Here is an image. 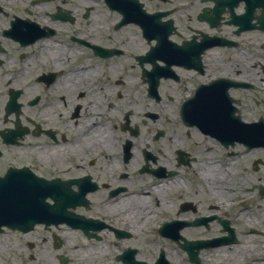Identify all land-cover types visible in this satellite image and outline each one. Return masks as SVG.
<instances>
[{
	"label": "flooded vegetation",
	"instance_id": "af4514ba",
	"mask_svg": "<svg viewBox=\"0 0 264 264\" xmlns=\"http://www.w3.org/2000/svg\"><path fill=\"white\" fill-rule=\"evenodd\" d=\"M38 191L0 264H264V0H0V195Z\"/></svg>",
	"mask_w": 264,
	"mask_h": 264
},
{
	"label": "rangeland",
	"instance_id": "374dc122",
	"mask_svg": "<svg viewBox=\"0 0 264 264\" xmlns=\"http://www.w3.org/2000/svg\"><path fill=\"white\" fill-rule=\"evenodd\" d=\"M133 87V91H135V90H137V87L135 86H132ZM147 238H149V239H151L152 238V236H151V234L150 233H147ZM1 242H4L3 240H0ZM16 242H17V244H16V248H17V253H20V252H22V251H24V249L23 248H21L20 247V245H19V243L20 242H22V241H24L23 239H16L15 240ZM12 244V243H11ZM10 244V245H11ZM10 245H8L6 248H8ZM162 248H165V249H171V246L168 244V245H161V244H157V245H155V246H151L150 245V247L148 248V252H152L153 253V255L151 256V258H147L146 259V261H149V262H152L153 260H154V258L156 257V256H158V254H159V250L160 249H162ZM6 252H8V251H2L1 253L3 254V256H4V254L6 253ZM94 253H93V255H95V253H97L96 255H98V257H93V256H91L92 257V259H95V262H94V264H113L112 262H110L109 260L111 259V256L113 255L112 253L111 254H109L107 251H99V250H94L93 251ZM44 254H46V252H44ZM90 255V254H89ZM173 255H175V254H173ZM80 257V258H83L82 256H81V254L80 253H78L77 255H75V257ZM2 263L3 264H15L16 263V260L15 259H13V257H12V255H9V256H6V257H3V261H2ZM80 263H83V261H81Z\"/></svg>",
	"mask_w": 264,
	"mask_h": 264
},
{
	"label": "bare ground",
	"instance_id": "6f19581e",
	"mask_svg": "<svg viewBox=\"0 0 264 264\" xmlns=\"http://www.w3.org/2000/svg\"><path fill=\"white\" fill-rule=\"evenodd\" d=\"M79 74H83L82 80H85V75H86L87 73L84 74V72H81V73H79ZM88 77H90V76H88ZM113 205L116 206V204H114V203L111 204L110 210H113V209H114V207H112Z\"/></svg>",
	"mask_w": 264,
	"mask_h": 264
}]
</instances>
